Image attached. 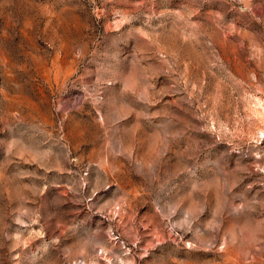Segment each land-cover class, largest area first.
<instances>
[{"label":"rangeland","instance_id":"rangeland-1","mask_svg":"<svg viewBox=\"0 0 264 264\" xmlns=\"http://www.w3.org/2000/svg\"><path fill=\"white\" fill-rule=\"evenodd\" d=\"M0 264H264V0H0Z\"/></svg>","mask_w":264,"mask_h":264}]
</instances>
